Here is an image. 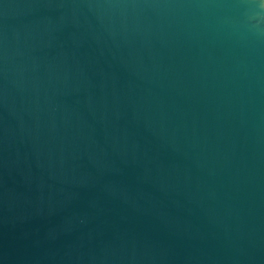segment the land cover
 <instances>
[{"label": "water", "instance_id": "1", "mask_svg": "<svg viewBox=\"0 0 264 264\" xmlns=\"http://www.w3.org/2000/svg\"><path fill=\"white\" fill-rule=\"evenodd\" d=\"M0 264H264V0H0Z\"/></svg>", "mask_w": 264, "mask_h": 264}]
</instances>
